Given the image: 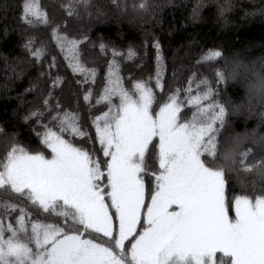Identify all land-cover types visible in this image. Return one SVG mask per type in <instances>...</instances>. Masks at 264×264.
<instances>
[{"label": "snow or ice", "instance_id": "obj_1", "mask_svg": "<svg viewBox=\"0 0 264 264\" xmlns=\"http://www.w3.org/2000/svg\"><path fill=\"white\" fill-rule=\"evenodd\" d=\"M132 11L142 18L155 9L144 4ZM32 18L50 23L35 0H23L20 19L33 25ZM52 33L73 72L87 82L80 41L56 28ZM152 46L160 89L161 45L153 38ZM219 56L209 50L201 60ZM199 84L203 91L187 100L196 111L182 119L179 89L156 110L152 88L136 81L126 89L113 60L95 101L106 110L89 116L94 136L79 113L54 115L58 131L45 125L38 133L47 153L22 146L0 128V264H264V183L236 181L218 169L215 125L224 111L209 82ZM91 95L89 89L85 103ZM94 106L88 104L89 112ZM39 115L33 110L24 119ZM246 158L242 153L240 163ZM233 182L241 194H230Z\"/></svg>", "mask_w": 264, "mask_h": 264}, {"label": "trees", "instance_id": "obj_2", "mask_svg": "<svg viewBox=\"0 0 264 264\" xmlns=\"http://www.w3.org/2000/svg\"><path fill=\"white\" fill-rule=\"evenodd\" d=\"M35 2L49 24L32 18L36 22L28 25L20 19L23 0H0V128L10 136L15 135L22 146L32 149H43L38 133L44 132L45 125L58 131L52 117L65 112L79 113L81 125L95 135L89 116L94 118L106 110L103 104L96 105L95 101L105 86L109 61L115 60L120 81L126 89H132L136 81L145 82L152 88L157 97V103L153 105L156 110L179 89L181 118L191 119L197 106L189 105L187 100L203 91L204 85L199 82L206 79L212 89L221 87L215 83V61L201 60L203 54L219 50V45L227 52L243 49L246 45H264V23H252L218 34L212 24L211 8L204 13L207 23L186 26L188 9L179 0L175 3L173 0H91L87 10L74 7V0ZM144 4L155 11L141 13L142 18H136L132 9L140 10ZM53 28L68 40L80 41L79 59L89 72L87 82L85 75L73 72L64 51L53 38ZM153 38L160 43L163 56L160 89L156 88L155 82L157 63ZM29 41L31 52L25 47ZM100 45L105 48L101 49ZM130 48L135 53L131 58L128 57ZM37 49H43L39 58L31 54ZM112 50L121 55L113 57ZM259 52H264V47L252 50L253 55ZM92 70L94 77L90 75ZM189 88L191 91H186ZM89 89L92 95L85 103L83 97ZM226 91L233 98L240 96V89L235 86L227 87ZM206 103L201 101V105ZM88 104L95 105L91 112ZM33 110L40 115L30 116L26 121L24 117ZM235 127L239 129L241 123L237 121ZM3 155L4 148L0 143V157ZM246 191L250 193L251 190ZM226 192H229L228 184ZM230 194H241L238 183H232ZM17 214L13 213L9 222L14 223Z\"/></svg>", "mask_w": 264, "mask_h": 264}, {"label": "clouds", "instance_id": "obj_3", "mask_svg": "<svg viewBox=\"0 0 264 264\" xmlns=\"http://www.w3.org/2000/svg\"><path fill=\"white\" fill-rule=\"evenodd\" d=\"M175 3L176 0H173ZM188 9L186 26L196 27L208 22L205 10L211 8L212 24L217 33H228L252 23H264V0H179ZM91 0H74V7L84 10ZM264 47L259 43L243 49L225 51L219 45L220 56L213 65L214 89L218 106L223 108V122H216V143L213 156L218 169L236 181L264 183V52L252 50ZM235 86L240 96L233 98L226 88ZM241 127H235L236 122ZM247 153L243 164L241 154Z\"/></svg>", "mask_w": 264, "mask_h": 264}]
</instances>
